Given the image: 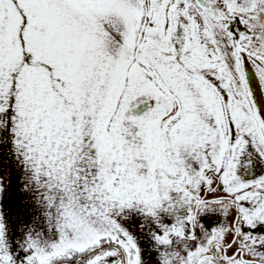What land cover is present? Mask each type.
Wrapping results in <instances>:
<instances>
[{"label":"snow or ice","instance_id":"snow-or-ice-1","mask_svg":"<svg viewBox=\"0 0 264 264\" xmlns=\"http://www.w3.org/2000/svg\"><path fill=\"white\" fill-rule=\"evenodd\" d=\"M0 264H264V0H0Z\"/></svg>","mask_w":264,"mask_h":264}]
</instances>
